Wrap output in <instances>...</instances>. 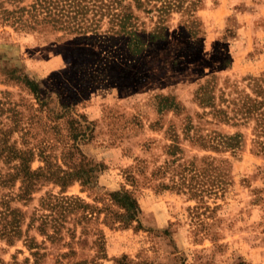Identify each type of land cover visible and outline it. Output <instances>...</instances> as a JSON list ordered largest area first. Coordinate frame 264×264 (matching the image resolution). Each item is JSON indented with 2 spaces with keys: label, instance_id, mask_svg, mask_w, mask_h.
<instances>
[{
  "label": "rangeland",
  "instance_id": "1",
  "mask_svg": "<svg viewBox=\"0 0 264 264\" xmlns=\"http://www.w3.org/2000/svg\"><path fill=\"white\" fill-rule=\"evenodd\" d=\"M181 2L165 16L160 1L0 0V148L34 147L32 172L41 149L61 164L49 115L65 112L100 166L92 189L38 176L24 196L0 151V264H264V0ZM121 14L165 40L130 59L110 29ZM122 190L140 214L109 229Z\"/></svg>",
  "mask_w": 264,
  "mask_h": 264
},
{
  "label": "trees",
  "instance_id": "2",
  "mask_svg": "<svg viewBox=\"0 0 264 264\" xmlns=\"http://www.w3.org/2000/svg\"><path fill=\"white\" fill-rule=\"evenodd\" d=\"M137 7L140 8L142 4L155 3L157 1L162 2L161 6L157 9L156 6L153 8L163 15L167 16L170 12L168 10H173L178 4L180 7L183 2L181 0H176L177 5L173 7V0H133ZM194 3H190V8ZM180 9V8H178ZM187 9V8H186ZM79 14V13H78ZM135 18L131 14H121L118 15V18L114 20L113 28H110L113 32V36L116 37L122 43L125 48L126 54L129 58L135 60L138 56L142 55L144 52L151 50L155 45L165 40L163 32H158L162 28L157 27L155 33L146 34L143 30H139L137 25L134 23ZM182 27H184L182 25ZM81 34L82 33L80 32ZM188 33L191 34V30ZM187 33V34H188ZM96 35V34H93ZM17 72L14 70L9 76V80L17 82L22 85L37 101L39 107H43L45 103H41L38 99L39 95V86L34 81L31 80L26 75H17ZM101 77L102 76H98ZM97 84V82H95ZM61 108L67 109L69 106L63 104L61 100L58 101ZM52 111V110H51ZM67 114H53L50 116V122L53 123L51 130L54 134V142L57 144H62V151L59 154V160L61 164L57 161H54L49 154H44L43 149L40 153V159L44 163L43 168H39L38 172H32L30 170V162L34 158V147L24 149L17 148L16 143L9 144L6 141L3 142L0 151L3 154V159L6 165L13 164L17 162L16 165H12V174H8V177L12 178L15 181H20L21 187L20 191L22 195H28L32 190V187L35 185L34 177L40 176L46 181H49L55 186H58L62 189V192L66 190L69 186L74 183H79L80 186L84 189H92L94 183L96 182V176L99 172L100 166L94 164L88 160L78 146V141L85 137L86 132L83 129L82 125ZM65 120V125L67 126L66 141L58 138L59 132L55 131L58 129V122L60 120ZM24 128L20 129V138L23 139V136L30 135L32 133L31 128L25 130ZM24 144L26 142L23 141ZM55 143H51L50 147L53 148L56 146ZM49 148V147H48ZM101 210L104 213L103 224L109 228H118V229H128L132 226L134 222H137L138 215L140 214V208L136 198L128 191H116L107 194L106 202L103 204ZM16 228V226H13ZM15 231V230H14ZM126 260L125 256L115 260V264H124ZM145 264V263H143Z\"/></svg>",
  "mask_w": 264,
  "mask_h": 264
}]
</instances>
